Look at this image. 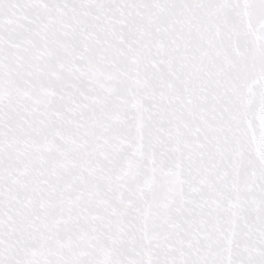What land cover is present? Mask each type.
I'll return each instance as SVG.
<instances>
[{
	"label": "snow or ice",
	"instance_id": "snow-or-ice-1",
	"mask_svg": "<svg viewBox=\"0 0 264 264\" xmlns=\"http://www.w3.org/2000/svg\"><path fill=\"white\" fill-rule=\"evenodd\" d=\"M0 264H264V0H0Z\"/></svg>",
	"mask_w": 264,
	"mask_h": 264
}]
</instances>
